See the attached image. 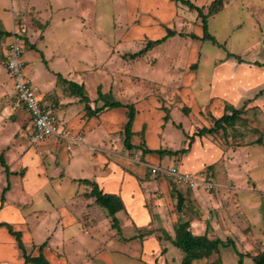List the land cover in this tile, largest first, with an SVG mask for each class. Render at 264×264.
Listing matches in <instances>:
<instances>
[{
  "label": "crops",
  "instance_id": "1",
  "mask_svg": "<svg viewBox=\"0 0 264 264\" xmlns=\"http://www.w3.org/2000/svg\"><path fill=\"white\" fill-rule=\"evenodd\" d=\"M52 1H46L49 7L39 17L35 16L33 8L27 12L21 10L15 15L13 0H0V31L11 34L0 36V156L4 157L8 166L7 171L0 162V264H31L26 263L16 237L11 235L7 225L21 233L28 256L36 258L43 255L49 264H107L104 261H113L115 253L129 256L116 247V240L126 245L135 243L136 248L139 246L142 253L136 248L135 255L131 253L138 261H141V255L152 258L156 247L160 250V244L168 243L163 248L165 257L158 256L159 261L156 262L169 264L168 259L171 258L173 264H181L183 255L180 257L177 254L171 239L167 241V236L166 240L161 239L158 230H164L168 236L175 235L176 225L193 214L191 207L196 206L194 199L202 194L189 189L180 191L184 213L183 210L178 211L179 214L171 211L165 213L162 204L171 199L168 180L160 179L156 184L149 182L152 179L147 177L149 167L169 156L145 154L144 151H179L167 149L164 142L162 135L169 122L157 110L158 101L153 98L151 103H144L148 97L139 99L137 93L133 102L122 103L112 97V87L106 92L100 84L95 98L90 97L86 89L90 72L111 76L114 81L112 73L118 68L116 64L130 70L126 75L127 85L139 81L133 79L138 77L132 76L133 63L147 58L149 64L154 59L151 54L156 47L137 59L124 58L146 47L140 38L150 37L148 41L145 39L149 42L165 37L170 21L176 17L179 4L174 0H162L165 1L164 5L171 8L168 14L157 0H145L141 5L137 0H131L133 8L129 9L131 17L128 23L131 28L122 31L117 40L115 37L109 42L107 33L101 28L92 31L94 29L89 24L91 12L85 0H54V5ZM66 9L72 10L68 14L63 13ZM18 20L28 24L26 28L29 35L23 55L25 74L42 106L56 113L71 130L84 136V144L76 147L72 153L66 149L60 150L56 142V145L45 147L47 155L21 143L27 135H32L30 118L23 110L11 114L10 107L16 95L4 65V52L13 41L12 35ZM161 26H166L165 33ZM136 29L140 30L139 35L134 34ZM136 43L140 47H136ZM91 45L96 51L94 58L90 57V53H94ZM107 65L112 68L110 72H107ZM65 81L84 87L92 111L104 105V101L99 98V91L108 95L112 101L134 105L136 115L131 139L134 150L129 151L124 145L128 110L106 109L90 117L87 115L86 103L72 93ZM129 88L130 91L134 90L133 87ZM120 89L122 92L123 88ZM155 115L158 116L159 127L154 132L152 119ZM206 127L210 128L208 124ZM197 132L184 131L187 147L183 149L188 151L178 157L173 156L180 166L186 165V169H189L187 174L198 175L214 164L212 143L205 137L195 136L190 140ZM138 134L141 135L140 141ZM204 140L210 143V146L204 143L205 148L209 147L207 150L203 148ZM202 150L207 152L202 154ZM131 155L139 156L143 162L134 163ZM48 156H51V162L47 160ZM84 180L96 184L103 194L119 198L123 205V209L116 214L120 232L115 230L108 211L98 205L95 198L90 197L93 188L80 184ZM7 188L8 191L4 192ZM156 193L160 196L156 197ZM98 206L105 209L108 215ZM125 229L132 232L127 234V231L123 232ZM88 240L93 242L92 247L89 246L91 242L87 244Z\"/></svg>",
  "mask_w": 264,
  "mask_h": 264
},
{
  "label": "rangeland",
  "instance_id": "2",
  "mask_svg": "<svg viewBox=\"0 0 264 264\" xmlns=\"http://www.w3.org/2000/svg\"><path fill=\"white\" fill-rule=\"evenodd\" d=\"M46 1L13 0L15 15L21 10L27 12L28 9L33 8L32 10L36 11L35 16L40 17L49 7ZM137 1L141 5L145 0ZM157 1L162 9L170 14L171 8L164 5L165 1ZM193 2L200 6H206L204 14H208V8L213 1L194 0ZM52 4L54 5V0ZM85 4L89 6L88 9L90 8L89 24L94 29L92 31L101 28L107 33L109 42L115 37L117 40L118 36L122 35V31L131 28L130 25L128 26L131 17L129 9L133 8L131 0H85ZM180 5L182 4L178 6L176 17L169 23L170 29L178 33L203 36L202 19L198 18L195 11ZM70 10L72 9L63 10V13L68 14ZM35 11L33 12L35 13ZM211 13L208 16L209 31L223 47L214 45L210 41L204 42L176 36L152 51L151 56L154 59L149 64L147 58L133 63L132 76L138 75L133 79L139 80L133 82V85H127L126 81V75L130 70L116 64L118 68L112 73L114 81L111 76L90 72V76L87 77L88 86L86 89L88 95L95 98L100 84L103 85L106 92L112 87L114 90L112 97L122 103L133 102L136 99L133 97L137 93L139 99L148 97L144 103H151L153 98L156 99L158 101L157 110L169 122L164 128L162 136L167 144V149L170 148V150L187 147V136L184 131L188 133L193 130L199 131L207 124L212 127L214 119L222 117L225 113H230L226 107L244 108L237 123L228 126L225 131H220L216 135L205 136L214 146V164L203 171L212 176L215 187L211 191L203 187L199 190H192L199 191L202 196L194 199L196 206L191 207L193 214H189L180 222H189L190 229L194 234H199L198 236H203L206 233L213 240L217 238L224 241L234 240L239 251L249 255L244 259V263L255 264L253 257L264 254V66L255 65L256 63L264 65V0H218ZM18 21L16 24L28 28L25 21ZM160 28L164 33L166 32V26ZM140 33L138 29L134 31L136 35ZM27 35L29 32L26 30V40ZM145 39L148 41L150 37L140 38L144 41L142 42L144 46L148 43ZM138 44L136 43V47H140ZM91 48L94 53H90V57L94 58L96 51L93 45ZM227 52L240 56L243 63L235 58H228ZM195 55H197L196 58ZM128 57L131 58V54L126 55L124 59ZM137 62L140 63L135 64ZM111 70L112 68L108 67L107 72ZM121 87L123 88L122 92ZM129 87H133L134 90L130 91ZM261 91L263 94L258 96ZM179 125L182 126V129L179 128ZM152 127L154 132L159 127V119L156 115L152 119ZM137 138L140 141L141 135L138 134ZM31 140L29 134L21 143L27 145V148L45 155L48 154L47 148H45L47 145L57 144L60 150L66 149V145L56 138H50L41 144H33ZM260 140L262 144H260ZM204 143L207 146H210V143L205 140L203 142V148L209 149V147H204ZM205 150H202V154L207 152ZM176 156L178 157V155ZM175 158L173 156L164 157L160 163L154 166L161 169L176 167L183 174L189 173L186 165L180 166ZM47 160L51 162V156H48ZM140 162L142 163L143 160L140 159ZM134 163L136 162L134 161ZM149 170L147 177L152 178L149 182L156 184V181L160 179L168 180L171 199L162 204L165 213L171 211L179 214L180 191L186 188L177 187L170 177L159 173L153 174L151 169ZM158 196H160L159 193H156V197ZM183 204L181 202V208ZM99 209L108 215L105 209L100 207ZM181 210L184 213L185 209ZM118 224L115 230L120 232ZM177 226L178 224L174 230ZM126 231L127 229L123 232ZM163 231L158 230L160 233L158 236L161 239L166 240L167 236V241L170 239L172 241L176 236L175 231V235H170L171 237ZM129 232L132 231H127V234ZM90 242L91 240H88L87 244ZM116 243V247L129 256L115 253L113 261H104L107 264H153L156 260L159 261V257H165L163 248L169 245L168 243L160 244V250L156 247L157 250L152 253L154 254L152 258H146L148 255H141V261H138L132 256L136 253L135 243L126 245L119 243L118 240ZM89 246L92 247L93 242ZM173 248L180 257L182 254L184 258L180 249ZM136 250L142 253L139 246ZM148 254L150 255V252ZM238 261L239 256L233 249L221 248L211 257L196 262L197 264H238ZM161 262L163 263V260ZM172 262L171 258L168 259L169 264H173Z\"/></svg>",
  "mask_w": 264,
  "mask_h": 264
},
{
  "label": "trees",
  "instance_id": "3",
  "mask_svg": "<svg viewBox=\"0 0 264 264\" xmlns=\"http://www.w3.org/2000/svg\"><path fill=\"white\" fill-rule=\"evenodd\" d=\"M177 4H182L184 6H187L190 10L196 11L198 13V17L202 19V30H203V36L199 37L194 34H183L178 33L177 31L168 28L167 29V35L161 39L155 40V41H149L144 49H142L140 52L131 55L132 59H137L139 57H142L145 55L148 51L154 49L157 46H161L164 43H166L170 38L180 36V37H189L193 40H201V41H210L214 45H217L219 47H223V45L219 44L216 38L210 33L209 31V22H208V16H210L211 10L213 9V6L217 3L218 0H215L210 5L209 13L204 14V7L196 6L193 2L190 0H174ZM6 35L11 36L10 33H4L0 31V36ZM228 58H235L240 63H243L242 58L236 54L227 52ZM258 67H263L264 65L256 63L255 64ZM65 83L68 84L70 90L73 94L77 95L82 99V102L86 103V111L87 115L92 117L100 114L101 112L105 111L106 109H114V108H126L128 110V123L124 129V145L125 148L129 151L134 150L135 146L131 143V139L133 136V123L135 120V107L134 105H124L120 102L112 101L108 95H103L100 91L99 98L104 101V105L101 108H98L94 111L90 108L89 105V98L85 95L84 87L80 86L76 83L65 81ZM264 91V90H263ZM263 91H261L258 96L263 94ZM257 96V97H258ZM228 108V109H227ZM227 111H230V113H225L222 117L218 119H214L213 126L203 127L201 128L193 137H190V140H193L194 137L203 138L205 136L209 135H216L220 131H225L228 126H232L235 123H237L238 119L242 115L244 108L237 109L234 106L226 107ZM166 121H168L166 119ZM179 128L182 129V126L179 125ZM260 144H262L261 140L259 141ZM188 149H183L179 151H161V150H146L144 151L145 154H159L160 156H176L179 154H186ZM0 162L3 167L6 168L8 171V166L5 162V159L3 156H0ZM9 174V173H8ZM81 183L90 185L93 190L90 193V197H93L96 199V202L101 207L105 208L110 217L112 218V222L114 223V228L117 227L118 220L116 218V214L123 209V205L119 198L113 195H106L103 194L99 189L98 186L88 180L81 181ZM9 188L5 189L4 192H7ZM5 197L3 196L2 200L4 201ZM181 202H183L181 195L179 196V204H178V211L181 212ZM9 232L16 237V240L18 242V246L20 250L24 253V258L26 260V263L31 264H49L43 255L40 257L32 258L26 254V248L24 246V243L22 242L21 233L15 232L13 227L10 225H7ZM176 236L172 240V244L180 249L183 254L184 258L181 264H193L195 261H199L202 259H206L211 257L213 253H218L221 248L224 249H233L235 253L239 256L238 264H245L244 259L248 257V254H244L239 251L237 248L236 243L232 239H227L226 241L221 239H211L208 234H205L203 236L195 235L192 230L190 229V223L189 222H180L175 230ZM253 261L255 264H264V254L258 255L256 257H253ZM154 264H160L158 262Z\"/></svg>",
  "mask_w": 264,
  "mask_h": 264
},
{
  "label": "built area",
  "instance_id": "4",
  "mask_svg": "<svg viewBox=\"0 0 264 264\" xmlns=\"http://www.w3.org/2000/svg\"><path fill=\"white\" fill-rule=\"evenodd\" d=\"M26 26L17 24L13 31V41L7 45L4 52V65L13 82L16 99L11 105V114L25 111L30 118L32 128V143L41 144L50 138H56L66 145V149L72 152L74 148L84 144V136L80 132H74L53 111L45 109L39 100L35 89L25 74L23 55L26 49ZM134 161L140 163V157L135 156ZM153 174H162L170 177L177 187H185L190 190H199L201 187L211 191L214 189V180L208 172L196 174H183L176 167L161 169L150 167Z\"/></svg>",
  "mask_w": 264,
  "mask_h": 264
}]
</instances>
